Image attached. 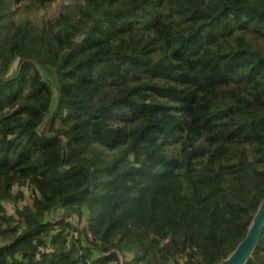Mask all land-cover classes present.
<instances>
[{"label":"trees","instance_id":"16d2710c","mask_svg":"<svg viewBox=\"0 0 264 264\" xmlns=\"http://www.w3.org/2000/svg\"><path fill=\"white\" fill-rule=\"evenodd\" d=\"M55 1L0 0V264L227 258L264 197V0L25 17Z\"/></svg>","mask_w":264,"mask_h":264},{"label":"water","instance_id":"95a60500","mask_svg":"<svg viewBox=\"0 0 264 264\" xmlns=\"http://www.w3.org/2000/svg\"><path fill=\"white\" fill-rule=\"evenodd\" d=\"M264 226V197L253 216L245 237L239 242L234 251L216 264H244L250 257Z\"/></svg>","mask_w":264,"mask_h":264},{"label":"rangeland","instance_id":"374dc122","mask_svg":"<svg viewBox=\"0 0 264 264\" xmlns=\"http://www.w3.org/2000/svg\"><path fill=\"white\" fill-rule=\"evenodd\" d=\"M73 0H56L55 2H53L52 4H50L49 7L45 8V9H41L39 11L36 12H32L30 14L25 15L26 18H31L34 20H39L41 18H46V17H52L54 15H56L58 12L63 11L65 9V7L70 4ZM16 66H17V61L13 62V64L11 65V68L9 70V73L6 75V77H9L11 75L14 74L15 70H16ZM41 72L43 74V76L45 77V79H49L52 80V75L50 74L49 70H47L46 68H40ZM47 122H48V118H46L45 123L42 125V129L46 130V126H47ZM18 188L15 187L14 190H16ZM24 194L26 195V200L20 202V204H24L26 201H29V189L27 187H22L20 188ZM7 209L8 210H12L13 209V205L11 203H6ZM62 209L60 207L54 209L52 211V213H50V216H55L58 217L62 214ZM70 219L72 221H75V215H72L70 217ZM85 223V218H83L81 224Z\"/></svg>","mask_w":264,"mask_h":264}]
</instances>
